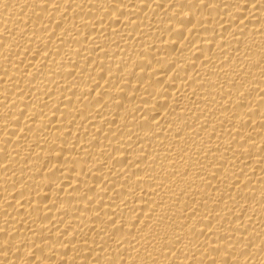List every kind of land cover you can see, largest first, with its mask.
I'll return each mask as SVG.
<instances>
[{
    "label": "bare ground",
    "instance_id": "bare-ground-1",
    "mask_svg": "<svg viewBox=\"0 0 264 264\" xmlns=\"http://www.w3.org/2000/svg\"><path fill=\"white\" fill-rule=\"evenodd\" d=\"M0 264H264V0H0Z\"/></svg>",
    "mask_w": 264,
    "mask_h": 264
}]
</instances>
